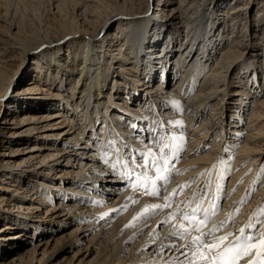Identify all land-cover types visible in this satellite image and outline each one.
Returning <instances> with one entry per match:
<instances>
[{
	"label": "bare ground",
	"instance_id": "1",
	"mask_svg": "<svg viewBox=\"0 0 264 264\" xmlns=\"http://www.w3.org/2000/svg\"><path fill=\"white\" fill-rule=\"evenodd\" d=\"M154 1L0 0V66L19 63L0 78V114L4 101L20 108L10 113L16 132L0 127V147L17 159L0 161V190L10 177L27 192L8 197L19 214L0 210V235L33 232L30 249L1 243L0 264H55L62 253L64 264H205L199 248L184 249L188 236L169 238L186 227L152 207L161 199L134 195L120 174L147 172L164 147L187 148L174 173L181 184L231 172L233 224L245 221L232 209L245 196L256 190L250 211L264 202V0H156L160 22L147 18ZM28 58L38 75L16 95ZM45 83L44 96L17 97ZM105 193L114 203L101 210Z\"/></svg>",
	"mask_w": 264,
	"mask_h": 264
},
{
	"label": "rangeland",
	"instance_id": "2",
	"mask_svg": "<svg viewBox=\"0 0 264 264\" xmlns=\"http://www.w3.org/2000/svg\"><path fill=\"white\" fill-rule=\"evenodd\" d=\"M164 13V14H163ZM162 14L165 16L166 15V12H164V11H159L158 12V10H157V4H156V0L153 2V4H152V6L149 8V10H148V12H147V18L148 19H151V18H155V19H157V21L158 22H160L161 21V19H162ZM108 32H106L104 35H106ZM153 59H155V58H153ZM14 64L13 65H11V66H6L5 68L3 67H1L0 66V75H2V77H0V78H7L8 76H10L11 75V72L13 71V70H16L17 69V66L16 65H18L19 63L17 62V64H15V62H13ZM2 68V69H1ZM180 72V71H179ZM5 75V76H4ZM37 71H36V65L34 64V59L33 58H28V59H26V61L24 62V65H22L21 67H20V69L18 70V73L16 74V76H15V78H14V82L13 83H16V81H26L27 82V84L28 85H25L24 86V84H21L20 86H18L16 89H15V94L17 95V93H16V91H19V92H22L23 91V89H25L27 86H29V84L31 83V82H33V81H35L34 79L37 77ZM40 79H42L41 78V76H40ZM3 80V79H2ZM176 80H178V78H176L175 80H173L172 81V83H171V85H173L175 82H176ZM43 89V90H42ZM47 86H46V83H45V85H43V86H41V89H38V90H34L35 92H32L31 94H28V93H30L31 91L29 90L28 92H26L25 91V93H27V94H25V93H23L22 95H20V94H18L19 96H17V97H20V100H22V99H24L25 97H28V96H32V97H35V96H44L45 94H47ZM10 91H13V89L11 88L10 89ZM58 100V99H57ZM8 102H10V101H8ZM8 102L7 101H4V103L3 104H5V105H3V107H2V111H1V116L4 114V112H5V115H7V116H9V123H7V124H1V126L0 127H3L4 129H5V126L7 127V129H5L4 131L6 132V135H9V134H11V133H13V132H16V130H18V128H16L17 126H15L16 124H15V121H14V117H15V114H10L12 111H19V113H20V108H18V105H17V103H13V104H11V105H8ZM9 108V109H8ZM0 109H1V107H0ZM0 120H2V122H3V119H0ZM9 145H7L6 144V146L4 147V148H1L0 147V161L1 160H3V163H6V161L8 160L9 161V163L11 162V160L13 161V162H11V163H17V159H15L14 157H11V156H9V147H8ZM96 149V148H95ZM82 151H84V150H81V152ZM96 152H97V154H98V150H95ZM94 151V152H95ZM187 151V148H185V146H183V148H182V150H181V157H182V155L185 153ZM86 153L85 152H82V155L84 156ZM3 155V156H2ZM5 155V156H4ZM18 157V156H17ZM90 156H88L87 158H89ZM20 158L18 157V160H19ZM233 159H234V157H233ZM233 161V160H232ZM234 163V162H233ZM67 165V166H66ZM69 165H71V163H69V164H67V163H65V164H63V168L64 169H66ZM23 169H26L25 167L23 168ZM36 169H38V167H36ZM263 172H264V166H263ZM66 172L64 171V172H60V173H58L57 175L58 176H60V175H63V174H65ZM68 174V173H67ZM66 174V175H67ZM1 175V174H0ZM68 177H70L71 176V174H68L67 175ZM8 177V176H7ZM8 181H12L11 180V178L9 177V179H6L5 181H3L4 182V184H3V186L5 187V188H2L0 191H2V193L3 194H7L6 195V197H5V199H4V203H2L1 205H0V210L1 211H3V210H5V211H7V209H8V206H10L9 208V213L10 214H12V213H14L16 216L19 214L18 213V210H17V208H13L10 204L8 205V201H7V199H8V197L10 198V197H19L21 194H25V193H27L25 190H24V188L23 189H17L15 186H14V184H12V183H9ZM1 183V182H0ZM47 183V182H46ZM46 185V184H45ZM44 184H42L41 186H45ZM66 186H68V185H66ZM24 187V186H23ZM44 189V191L45 190H48V188L45 186V188H43ZM52 190H54L53 188H51L50 189V192L52 191ZM55 190H60V189H55ZM4 191H7V192H4ZM43 191V192H44ZM135 195V194H134ZM91 196V195H90ZM89 196V197H90ZM50 197V196H49ZM103 197L104 198H100V203H99V205H98V209H100L101 208V210L103 209V210H106L107 209V207H110V206H112L113 205V200H114V198L115 197H111V195H108V194H103ZM29 199H32V195H29V197H28ZM113 198V199H112ZM32 201H34L33 199H32ZM93 201L91 200V201H89V202H87L86 204H85V208L86 209H88V207L87 206H89V208H91V206H92V208L95 206V204L93 205V203H92ZM7 204V205H6ZM41 213H42V215H43V217H47V214H46V212H42L41 211ZM8 214V213H7ZM66 217L65 216H61L60 217V219H65ZM76 226H77V224L76 223H74V224H72V225H70L69 226V230H73L74 228H76ZM0 228H3V223L0 221ZM68 229H66V231L68 232L69 230ZM16 231H12V232H9V233H5V234H7V235H0V236H2V237H0V247H1V243H3V246L1 247V249L2 248H8V249H13V247L15 246H12V243H14V241L15 242H18V241H21L22 243H23V245H24V247H25V249H30L31 248V244H30V242H31V240H32V238H28L29 236H32V233L31 234H29V235H26V236H24V238H20V239H18L17 240V238L16 239H9V237L11 236V235H13V233H15ZM0 233H2V232H0ZM59 233H61V230H59L58 232H57V234L58 235H60ZM48 238H49V236H47V238H44V240L43 239H40V240H37V236L35 235L34 236V241L35 242H37V243H39V241H41L42 240V242H45L46 240H48ZM91 238V236H87V238H86V240H89ZM83 244H85V245H87V243H86V241H84V243ZM70 254V253H69ZM72 254V253H71ZM14 256V254H12L10 257L12 258ZM66 256H68V254H66V253H62L56 260H54V262H55V264L57 263V262H59L60 260H62L63 258H65ZM29 257V256H28ZM36 257H38V258H40L41 257V252H39L37 255H36ZM64 262H65V259L63 260V261H60L59 262V264H64Z\"/></svg>",
	"mask_w": 264,
	"mask_h": 264
},
{
	"label": "snow or ice",
	"instance_id": "3",
	"mask_svg": "<svg viewBox=\"0 0 264 264\" xmlns=\"http://www.w3.org/2000/svg\"><path fill=\"white\" fill-rule=\"evenodd\" d=\"M160 178L166 180V177H160ZM150 194H151V195H158L159 193H158V192H153V193H150ZM185 203H187V201H185ZM165 206H170V204H169V205H153L152 207H153L154 209H156V208H163V207H165ZM145 211H147V209H146ZM193 211H195V209H194ZM186 219H188V217H186ZM192 222L195 223L196 225H198L199 227H203V222H202V221H195V220L193 219ZM127 226H132V225L129 224V225H127ZM182 227H183V226H181V228H182ZM247 227H252V225L249 224ZM188 231H189L188 229H184L183 231H177V232H174V233H170V237H169V238L179 237L180 239H183L184 235H186ZM214 232H215V229L209 231L208 233H204L203 235L211 236V235L214 234ZM240 232L243 233V232H244V229H243V228L240 229ZM229 235H231V234H229ZM226 239H227V237H221V238H220V241L222 242L223 240H226ZM251 239H252L251 236H245V237H244V241H249V240H251ZM232 243H233V244H240L241 241L238 239L237 241L232 242ZM217 246H218V245H217ZM173 247H176V246H173ZM202 247H204V241H203V238H202V237L194 239V240L191 241L188 245H184V249H185V250H187V249H192L194 255H195V253H196V249H197V248H202ZM240 251H242V249H241ZM240 251H237L236 254H237V255H240ZM204 261H205V264H210V260H209L208 257H205V258H204ZM189 264H191V261H189Z\"/></svg>",
	"mask_w": 264,
	"mask_h": 264
}]
</instances>
